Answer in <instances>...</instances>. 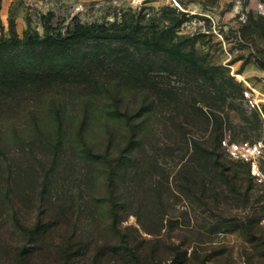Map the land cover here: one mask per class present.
Listing matches in <instances>:
<instances>
[{"label": "rangeland", "instance_id": "obj_1", "mask_svg": "<svg viewBox=\"0 0 264 264\" xmlns=\"http://www.w3.org/2000/svg\"><path fill=\"white\" fill-rule=\"evenodd\" d=\"M1 2L0 35L9 34L10 22L19 37L28 27L34 38L46 30L61 37L86 31L64 49L51 47L58 63L39 57L33 66L39 77L22 84L12 106H3L2 238L20 243L22 226L61 202L86 239L115 241L107 187L113 162L118 225L127 235L148 238L142 227L159 229L167 243L179 245L178 256L186 250L181 264H264V162L262 181L250 171L249 179L245 162L226 153L230 141H264V68L258 64L264 0H11L3 17ZM128 33L134 40L122 37ZM146 38L159 43L145 44ZM170 48L180 52L172 55ZM248 88L258 108L245 105ZM221 96L226 100L218 105ZM197 101L224 117L219 157L229 173H238L235 191L216 180L224 193L205 202L175 180L190 154L180 136L188 130L189 137L210 138L211 126L205 132L198 123L173 126L183 116L195 118L190 104ZM143 111L151 116L148 135L132 150L130 117ZM167 255V264H176L174 254Z\"/></svg>", "mask_w": 264, "mask_h": 264}, {"label": "trees", "instance_id": "obj_2", "mask_svg": "<svg viewBox=\"0 0 264 264\" xmlns=\"http://www.w3.org/2000/svg\"><path fill=\"white\" fill-rule=\"evenodd\" d=\"M261 17L264 18V15ZM30 32L31 27H28L23 37H19L14 29V23L10 22L9 34L7 36L0 35V115L2 114L3 106H9L12 99L15 96L18 97L17 94L21 91L22 84L30 78L39 77L40 69L33 68L39 57H41V63L45 62L48 64L52 60L56 61L58 58L56 57L57 53L51 51V47L60 50L64 49L69 40L80 38L86 34V31L82 28H75L74 33L70 37H61L59 33L53 36L48 34L46 30L42 38H34ZM103 33L106 32L104 31ZM122 37L127 40H134L133 35L129 33ZM154 39L152 38V42H148L149 40L146 38L145 44L147 42L158 44L159 40ZM35 50L44 51L39 53ZM46 50L49 51L46 52ZM166 51L172 55L180 52L174 48L166 49ZM56 62L58 63V61ZM258 64L261 68H264V59L258 61ZM195 68L203 70L201 65H196ZM231 84L233 88L240 92L241 88L239 85ZM220 98L218 105H223L226 97L221 96ZM197 102L199 104H196V102L190 104L193 114H189H192V116L195 114V118L188 119L187 116H183L173 126L175 128L178 126L185 128L186 125L194 126L198 123L202 126L203 132L208 131L209 126H211L210 138L206 141L203 138L204 135H199V137L192 135L193 137H189L188 133L190 131L188 130L186 131L187 135L185 132L180 136L178 141L185 144L190 154L187 158H181L183 161L179 164L175 173V180H180V189L196 193L205 202L210 197L218 200L223 195L224 189H219L213 184L216 180H218L217 183L223 184L227 182L231 184L232 190L235 191L238 173L236 171L229 173L231 169L220 161L219 151L223 136L224 117L215 113L211 104L205 103V101ZM185 104L188 105L187 103ZM147 114L146 111L141 112L135 116L134 121L130 117V135L127 144L132 150H136L134 148L137 146L141 148L148 135V124L151 116ZM82 141L85 142L84 140ZM140 153H144V150L142 149ZM99 155L107 157L103 153ZM138 161L137 157L135 163ZM112 163H110L108 171L107 187L111 194L109 198L111 201L109 213L112 218V227L118 235L115 241L108 237L104 239L99 236L98 239L89 237L86 239L83 234L78 232L72 213L71 215L70 212L68 214L66 206H63L60 202L56 205L54 204L49 214L45 215V217L40 214L41 216L39 215L40 217L34 225L22 226L24 236L20 243L14 245L13 241L2 238L0 234V264H167L168 258L166 256H168V251L174 254L176 264H181L180 260L186 250H182L183 255L181 257L178 256L179 245L167 243L164 234H161L159 229L153 232L145 226L142 227L144 231L150 233L151 236L148 238L143 236L136 237L135 235L129 236L121 230L118 225L120 217L117 208L118 201L115 195L118 168L117 165ZM245 165L247 166L245 175L251 179L249 166L247 163ZM137 168L139 169V166ZM141 173L142 171L139 172L140 176H142ZM136 175H138V172ZM167 184L169 183L167 182ZM15 217L17 216L15 215ZM17 222L21 223L18 219ZM157 224L160 228L162 216ZM29 243H33L32 248H30Z\"/></svg>", "mask_w": 264, "mask_h": 264}, {"label": "built area", "instance_id": "obj_3", "mask_svg": "<svg viewBox=\"0 0 264 264\" xmlns=\"http://www.w3.org/2000/svg\"><path fill=\"white\" fill-rule=\"evenodd\" d=\"M243 100L249 108L259 107V101L252 88L243 91ZM226 153L234 160L247 163L250 173L259 181H262L261 163L264 162V141H230L226 145ZM262 221L264 223V215Z\"/></svg>", "mask_w": 264, "mask_h": 264}, {"label": "crops", "instance_id": "obj_4", "mask_svg": "<svg viewBox=\"0 0 264 264\" xmlns=\"http://www.w3.org/2000/svg\"><path fill=\"white\" fill-rule=\"evenodd\" d=\"M10 1L11 0H2V2H1V9H2L1 16L2 17L4 16L3 9H5L6 7H8V5L10 4Z\"/></svg>", "mask_w": 264, "mask_h": 264}]
</instances>
